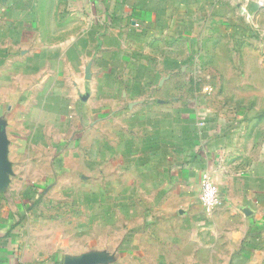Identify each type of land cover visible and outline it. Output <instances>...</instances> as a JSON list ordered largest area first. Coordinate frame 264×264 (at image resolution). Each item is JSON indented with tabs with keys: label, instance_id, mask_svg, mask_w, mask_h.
<instances>
[{
	"label": "crops",
	"instance_id": "1",
	"mask_svg": "<svg viewBox=\"0 0 264 264\" xmlns=\"http://www.w3.org/2000/svg\"><path fill=\"white\" fill-rule=\"evenodd\" d=\"M250 43L264 0H0V264H264V79L202 74Z\"/></svg>",
	"mask_w": 264,
	"mask_h": 264
},
{
	"label": "rangeland",
	"instance_id": "2",
	"mask_svg": "<svg viewBox=\"0 0 264 264\" xmlns=\"http://www.w3.org/2000/svg\"><path fill=\"white\" fill-rule=\"evenodd\" d=\"M249 41H254L253 39ZM237 44L236 46H238ZM254 44L248 45V53L245 54V50H243L244 46L240 45V49L237 50V48L234 47V49L237 52H242V54H237L232 56V62L235 63V69L230 71H219V70H212V71H205L204 78L207 79V76H211L213 80H215V83L217 87L215 88L216 91H220L219 93L224 92L223 88V80H230L234 83L239 82L241 80H253V79H264V68H256L255 65L259 62H264L263 56H260L256 53ZM262 57V58H261ZM221 60L223 59L222 56L219 57Z\"/></svg>",
	"mask_w": 264,
	"mask_h": 264
},
{
	"label": "built area",
	"instance_id": "3",
	"mask_svg": "<svg viewBox=\"0 0 264 264\" xmlns=\"http://www.w3.org/2000/svg\"><path fill=\"white\" fill-rule=\"evenodd\" d=\"M199 201L202 208L208 215H211L219 204L218 191L207 176H204L201 180V193Z\"/></svg>",
	"mask_w": 264,
	"mask_h": 264
},
{
	"label": "water",
	"instance_id": "4",
	"mask_svg": "<svg viewBox=\"0 0 264 264\" xmlns=\"http://www.w3.org/2000/svg\"><path fill=\"white\" fill-rule=\"evenodd\" d=\"M6 183L5 179V164H4V158L0 154V191L4 189Z\"/></svg>",
	"mask_w": 264,
	"mask_h": 264
}]
</instances>
